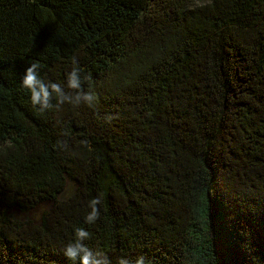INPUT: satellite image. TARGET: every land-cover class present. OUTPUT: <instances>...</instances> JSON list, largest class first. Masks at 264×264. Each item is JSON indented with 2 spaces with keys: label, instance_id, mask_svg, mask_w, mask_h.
<instances>
[{
  "label": "trees",
  "instance_id": "1",
  "mask_svg": "<svg viewBox=\"0 0 264 264\" xmlns=\"http://www.w3.org/2000/svg\"><path fill=\"white\" fill-rule=\"evenodd\" d=\"M73 58L95 101L38 111L23 69ZM77 226L109 264H264V0H0V264Z\"/></svg>",
  "mask_w": 264,
  "mask_h": 264
},
{
  "label": "clouds",
  "instance_id": "2",
  "mask_svg": "<svg viewBox=\"0 0 264 264\" xmlns=\"http://www.w3.org/2000/svg\"><path fill=\"white\" fill-rule=\"evenodd\" d=\"M197 7L201 6V0H193ZM191 6V5H190ZM72 67L66 72L63 85L61 83L45 80L39 71L38 62L28 64L19 79V86L28 93V100L31 105L36 106L38 111L50 109L59 110L61 105L67 103L72 106H79L81 103L91 105L96 97L91 88L87 90L82 82L87 77H82L80 68L75 58L72 59ZM68 89L69 91H65ZM53 97L55 102L53 103ZM98 198L93 197L88 201V211L83 217L85 224H91L97 219L99 212L97 205ZM90 233L84 227H75L72 239L63 244L60 251L69 264H109L106 254L99 249L89 248L85 243L89 239ZM250 264H260L259 258L251 254L249 249ZM116 264H152L143 253L130 258L128 256L116 257Z\"/></svg>",
  "mask_w": 264,
  "mask_h": 264
},
{
  "label": "rangeland",
  "instance_id": "3",
  "mask_svg": "<svg viewBox=\"0 0 264 264\" xmlns=\"http://www.w3.org/2000/svg\"><path fill=\"white\" fill-rule=\"evenodd\" d=\"M72 192V187H71V184L68 183L64 192L62 193L61 197H65L67 195H69L70 193ZM49 203L45 202V203H42L38 206H36L34 209H32L31 211L27 212V213H23L21 211H18L16 209H13L12 210V215L14 218L18 219V220H23L25 217H28V218H36L39 214V212L41 211V209H44L46 207H48Z\"/></svg>",
  "mask_w": 264,
  "mask_h": 264
}]
</instances>
